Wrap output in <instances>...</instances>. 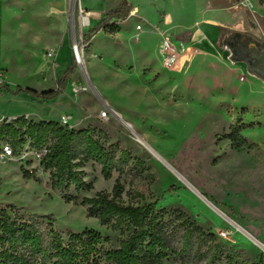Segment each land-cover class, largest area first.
Segmentation results:
<instances>
[{
    "label": "rangeland",
    "instance_id": "1",
    "mask_svg": "<svg viewBox=\"0 0 264 264\" xmlns=\"http://www.w3.org/2000/svg\"><path fill=\"white\" fill-rule=\"evenodd\" d=\"M79 1L0 0V86L56 88L55 73L60 79L72 62L62 73L56 66L61 36L73 34L81 42ZM164 1L131 0L140 12L122 23L120 41L99 35L89 48L85 33L81 62L74 57L77 66L59 96L45 100L0 88V122L23 114L60 121L62 114H71L72 128L90 125L106 146L117 142L131 153L124 170L107 179L100 164L86 162L81 169L91 186L80 192L71 187L75 199L66 201L34 150L18 156L0 150V206L52 214L62 232L94 228L110 238L106 247L116 248L126 233L89 216L82 200L100 191L113 195L120 179L116 198L123 203L181 209L214 233L224 255L232 258L224 264L264 263V81L223 43L231 32L264 37V0H224L247 15L242 24L211 22L208 45L204 34L201 45L194 43L196 29L164 36L151 30L150 24L161 28ZM83 4L101 8L98 0ZM172 4L175 22L189 26L193 7L184 0ZM163 38L177 46L171 67L162 64ZM83 84L90 90L74 93L72 87ZM106 107L111 110L101 117ZM238 127L255 145L237 146L228 137ZM138 159L143 169L136 167ZM163 264L190 263L170 252Z\"/></svg>",
    "mask_w": 264,
    "mask_h": 264
},
{
    "label": "trees",
    "instance_id": "2",
    "mask_svg": "<svg viewBox=\"0 0 264 264\" xmlns=\"http://www.w3.org/2000/svg\"><path fill=\"white\" fill-rule=\"evenodd\" d=\"M130 11L131 6L125 0L91 28L85 39L89 41L100 30L117 31L118 24L111 20H125ZM76 66L73 59L54 89L17 85L12 90L6 84L0 88L14 94L24 91L36 98L51 99L64 92ZM228 137L237 146L255 145L242 134L241 127ZM5 147L14 156L28 150L39 154L40 164L49 170L52 187L64 192L66 201L75 199L69 193L71 187L80 192L91 186L81 169L86 162L100 164L102 174L108 179L114 170L122 172L132 157L117 142L106 146L90 125L72 128L55 119H29L25 114L0 122V150ZM136 161V167L143 169L144 162ZM121 192V181L116 179L113 195L100 191L82 200L89 216L126 233L116 248L106 247L110 238L94 228L62 232L55 228L52 214L30 213L13 204L0 206V264H163L170 252L190 264H224L232 260L224 255L222 245L215 242L214 233L204 231L181 209H157L156 202L125 204L116 198Z\"/></svg>",
    "mask_w": 264,
    "mask_h": 264
},
{
    "label": "crops",
    "instance_id": "3",
    "mask_svg": "<svg viewBox=\"0 0 264 264\" xmlns=\"http://www.w3.org/2000/svg\"><path fill=\"white\" fill-rule=\"evenodd\" d=\"M125 0H98L99 5H101V8L95 9L93 6L87 4H83V0L79 1V5L81 8L86 9V10H91L95 14L89 18L90 22L87 26L84 27V34L93 27H95L103 18L107 16V14L120 6ZM128 1L129 5L131 6V9H136L137 11V16L140 12V9L138 5H133L131 0H126ZM172 1L174 0H168L164 1L165 5L163 6V16L162 20L160 21V26H154L150 24L152 27L151 30H155L158 34H161V36H164L166 32L174 30L175 33H186V32H191V30L196 29L195 35H193V40L194 43L197 45H201V34H204L205 37L202 39L203 43L205 45L210 44V38H211V32L212 28L210 27L211 22L219 23L222 25H227V24H233L237 23L238 20L242 24L244 23L243 18L245 15H247V11L243 7L239 8H234L232 5L227 4L224 0H184L189 3L190 6L193 7V17L191 20V24L189 26L185 25L184 22L176 23L175 18H174V8L175 6L172 4ZM234 3L236 0H232ZM93 3V2H92ZM186 3V2H185ZM80 15V13H79ZM143 16L148 17V11L144 10L142 12ZM136 16V17H137ZM80 20H81V16ZM131 18V15H129L125 20ZM149 18V17H148ZM247 18V16H246ZM125 20H119V19H112L111 22L116 21V23L119 26V29L115 32H106L105 30H100L97 34H95L90 41V46H92L94 39H96L99 35H106L108 37H112L116 41H120V35L122 32V23ZM147 23L148 20H146ZM139 23H137L138 25ZM136 25V28H137ZM198 26V27H197ZM138 29V28H137ZM143 26L141 25V28L138 30H142ZM81 31V30H80ZM138 33V32H137ZM74 41V35H67L63 34L61 36V39L59 40L58 44V49L56 50L55 53V58H56V66L59 68L60 66V73L64 71V68L69 64L73 59H74V54L72 50V43ZM160 51V49H159ZM61 57V65L57 63L58 57ZM88 56V52H87ZM148 64V63H144ZM56 74V79L57 81L59 80V73ZM81 110V108H79ZM27 115V114H26ZM65 114H62L60 117H62ZM71 116V114H68ZM58 117V118H60ZM83 120V119H81Z\"/></svg>",
    "mask_w": 264,
    "mask_h": 264
},
{
    "label": "built area",
    "instance_id": "4",
    "mask_svg": "<svg viewBox=\"0 0 264 264\" xmlns=\"http://www.w3.org/2000/svg\"><path fill=\"white\" fill-rule=\"evenodd\" d=\"M79 13L81 16V20H80L81 21V33H82L81 42L74 40L72 43V50H73V54H74L75 59L78 62H81L80 50L83 49L87 45V43H84L85 42L84 36H83L84 35V27L89 24V22H90L89 18L91 16H93L95 13L91 10H86V9L81 8V7H79ZM129 15L137 16L136 9H131ZM137 28L140 29L141 25L138 24ZM176 53H177V46L172 42V40L169 38H163L161 41V44H160V54L162 56L163 66L171 67L174 64V62H176V60H177V54ZM72 90L74 91V93L77 94L80 92L89 91L90 89H89L88 85L83 84V85L73 86ZM110 110H111V108L106 107L105 110L101 111L100 116L106 117L108 112H110ZM60 122H61V124L65 125V126L71 127L68 115H63L61 117ZM5 149L7 150L8 153H11L10 148L5 147Z\"/></svg>",
    "mask_w": 264,
    "mask_h": 264
},
{
    "label": "water",
    "instance_id": "5",
    "mask_svg": "<svg viewBox=\"0 0 264 264\" xmlns=\"http://www.w3.org/2000/svg\"><path fill=\"white\" fill-rule=\"evenodd\" d=\"M247 35L250 39L243 46L241 58L237 56L233 58L244 61L247 70L264 81V37L254 38L249 33Z\"/></svg>",
    "mask_w": 264,
    "mask_h": 264
},
{
    "label": "flooded vegetation",
    "instance_id": "6",
    "mask_svg": "<svg viewBox=\"0 0 264 264\" xmlns=\"http://www.w3.org/2000/svg\"><path fill=\"white\" fill-rule=\"evenodd\" d=\"M253 37L261 38L255 35H253ZM249 39L250 38L247 33L231 32L230 34L224 36L223 43L232 51L233 56L241 58L240 56L243 52V46Z\"/></svg>",
    "mask_w": 264,
    "mask_h": 264
}]
</instances>
